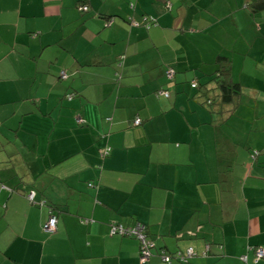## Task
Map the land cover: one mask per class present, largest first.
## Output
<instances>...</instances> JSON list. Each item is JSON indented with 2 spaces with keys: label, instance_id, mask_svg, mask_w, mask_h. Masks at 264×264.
Returning a JSON list of instances; mask_svg holds the SVG:
<instances>
[{
  "label": "crops",
  "instance_id": "1",
  "mask_svg": "<svg viewBox=\"0 0 264 264\" xmlns=\"http://www.w3.org/2000/svg\"><path fill=\"white\" fill-rule=\"evenodd\" d=\"M79 1L0 0V264H137L138 240L112 221L147 226L148 264L188 248L168 264H264L246 251L264 248V9ZM129 2L158 24H127ZM218 56L240 92L210 111L191 82Z\"/></svg>",
  "mask_w": 264,
  "mask_h": 264
},
{
  "label": "trees",
  "instance_id": "2",
  "mask_svg": "<svg viewBox=\"0 0 264 264\" xmlns=\"http://www.w3.org/2000/svg\"><path fill=\"white\" fill-rule=\"evenodd\" d=\"M88 2H89V0L79 1L78 5H77L78 11L81 13H89L90 7H89ZM128 6L131 10V13H128L125 17H121V19L124 20L125 22H127V24H132L134 26H143V27H147V28L156 26L158 24L157 18L155 16L148 15L145 13L140 15V20H138V21L135 20V18H134L135 16L133 14L135 11V3L129 2ZM167 8H169V7H167ZM249 8H250V11L253 13L259 9H264V0H252V4L249 5ZM92 12H94V10ZM108 13H109L108 10L105 11V13L102 15V18H103V20H105V23H108L110 25L112 23V20L116 16L110 15ZM222 59H225V58L218 56L215 59L216 69H215L214 73L210 75V79L208 81H205L206 79L203 80V78H200L199 82L198 81L191 82L192 88H196V90L199 94L200 98L199 97L198 98L201 99L202 105L207 106L210 111H212L211 107L214 105V103H217L216 99L218 100L219 104H229L233 101V98L236 96V94H238L240 92V86L238 84H233L227 80V73L229 71V68L224 64L220 65ZM119 65H121V62L119 63ZM68 76H69V74L66 72V70H61L58 73V78L61 81L67 80ZM166 76H167V79L169 81H171V79L174 76V73L171 72V69L168 71V73H166ZM70 80H71V77H70ZM209 81H212V83L213 82L215 83L214 89H208L207 88ZM213 90H217L218 94H213ZM159 94L166 96V97H169L168 89L159 91ZM64 97L67 100H71L74 97V94L72 92L71 93L68 92V93L64 94ZM135 121H138L139 123L135 124ZM78 123H83V120L81 118H78ZM140 123H141V120L138 118H136L133 121L134 125H139ZM103 151H105L106 154H109L110 150L107 148V149H103ZM106 154H101V155L104 157ZM257 154H258L257 150L251 151V156H254ZM90 185H91V183L88 184V186H90ZM25 193H26L25 197L31 203L33 202L34 204L39 205V203L35 202V200L33 198L34 195L32 192L26 191ZM51 217L55 218V226L53 229L47 230L44 228V226L47 223V221L49 220V218H51ZM136 225L143 226L142 235L145 237V240L147 242L153 244L152 248H150V255H149L148 260L145 263H142V264H148L151 256L154 253L155 243L150 238V236L148 234V228L145 224H143L141 222H135L131 225L126 226L120 222L112 221L109 224V226H110L109 228H110L111 234L119 235V236L127 237V238H135L138 240V263L137 264H141L140 259H139V252H140L141 245H142L141 239L138 237V235L131 233V231L136 227ZM56 229H57V215L53 214L51 212L50 216H48V218L43 222V224L41 226V230L45 234H53L54 232H56ZM209 247L207 249H209ZM260 248L264 250V248L261 246H251L248 248L249 250H246V251L247 252L252 251L254 254V259H255V253ZM188 249L192 251L191 255H194L192 248H188ZM186 251L185 252L176 251V252L170 254V253H167L164 249H160V250H158V255L161 258V261L164 263H167V264L172 262V260H176L180 263H187L188 258L191 255L187 256L188 251L187 252ZM164 256L169 257L168 260H165ZM243 257H244L243 260H246V256H243ZM263 259H264V257L259 258L258 260H255V262H257L259 260H263Z\"/></svg>",
  "mask_w": 264,
  "mask_h": 264
},
{
  "label": "built area",
  "instance_id": "3",
  "mask_svg": "<svg viewBox=\"0 0 264 264\" xmlns=\"http://www.w3.org/2000/svg\"><path fill=\"white\" fill-rule=\"evenodd\" d=\"M138 121H135V124H138ZM101 154H106L105 151H101ZM55 226V218L51 217L49 218V220L47 221V223L45 224L44 228L47 230H51L53 229ZM142 229L143 226L141 225H136V227L131 231V233L138 235V237L141 239V249L139 252V259L141 264L145 263L150 255V248H152L153 244L149 243L145 240V237L142 235ZM192 254L191 250H188L187 252V256H190ZM264 257V250L263 249H258L255 253V260H258L259 258H263ZM165 260H168L169 257L164 256ZM244 259V257H243Z\"/></svg>",
  "mask_w": 264,
  "mask_h": 264
}]
</instances>
